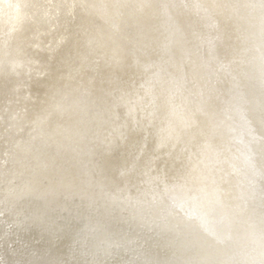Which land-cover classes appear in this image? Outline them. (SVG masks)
<instances>
[{
  "label": "bare ground",
  "instance_id": "bare-ground-1",
  "mask_svg": "<svg viewBox=\"0 0 264 264\" xmlns=\"http://www.w3.org/2000/svg\"><path fill=\"white\" fill-rule=\"evenodd\" d=\"M263 139L264 0H0V264H264Z\"/></svg>",
  "mask_w": 264,
  "mask_h": 264
},
{
  "label": "rangeland",
  "instance_id": "rangeland-1",
  "mask_svg": "<svg viewBox=\"0 0 264 264\" xmlns=\"http://www.w3.org/2000/svg\"><path fill=\"white\" fill-rule=\"evenodd\" d=\"M263 141H264V139H263ZM259 159L261 160H263L262 162L264 163V153L262 152L261 154H260V157H259ZM264 166V165H263ZM264 175V172H262L259 176H258V178L260 179V181H259V183H260V187H261V189H262V191H263V194H264V178L262 177ZM52 206V205H51ZM73 212H70L69 210H67L66 212H64V211H61L60 213H58V214H55V216H57V220H59V218H58V216H70V217H73V216H75L76 215V212L78 211L77 210V207H74L73 208V210H72ZM86 212H90L89 210L88 211H86ZM85 216H90L91 218L92 217H94V215H87V214H85ZM84 216V217H85ZM22 252V251H21ZM32 252H34V250H32ZM54 253H56V252H54Z\"/></svg>",
  "mask_w": 264,
  "mask_h": 264
}]
</instances>
